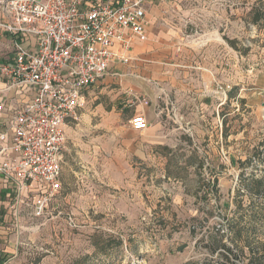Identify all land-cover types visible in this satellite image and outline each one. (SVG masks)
Here are the masks:
<instances>
[{"label": "rangeland", "instance_id": "374dc122", "mask_svg": "<svg viewBox=\"0 0 264 264\" xmlns=\"http://www.w3.org/2000/svg\"><path fill=\"white\" fill-rule=\"evenodd\" d=\"M164 1L162 27L129 53L143 92L86 94L65 127L59 192L40 216L29 195L0 264H191L231 218L264 241L252 181H264V25L251 21L264 0ZM146 108L149 126L133 129Z\"/></svg>", "mask_w": 264, "mask_h": 264}, {"label": "built area", "instance_id": "2783aa9c", "mask_svg": "<svg viewBox=\"0 0 264 264\" xmlns=\"http://www.w3.org/2000/svg\"><path fill=\"white\" fill-rule=\"evenodd\" d=\"M149 1L2 2L0 33L11 37L13 54L0 60V175L15 185L16 203L32 193L35 216L61 188L65 127L87 91L147 40ZM129 123L149 126L143 114Z\"/></svg>", "mask_w": 264, "mask_h": 264}, {"label": "crops", "instance_id": "0c3cea01", "mask_svg": "<svg viewBox=\"0 0 264 264\" xmlns=\"http://www.w3.org/2000/svg\"><path fill=\"white\" fill-rule=\"evenodd\" d=\"M0 0V19H5L6 14L2 9V2ZM164 0H150L148 2V27H147V40L152 32H156L158 28L162 27L160 22L163 20V12L159 9L164 4ZM157 38V37H156ZM145 42V41H144ZM144 42H136L132 45L130 54L132 57L142 55L147 45ZM13 54V43L9 35L0 33V60L6 56L11 57ZM142 57V56H140ZM157 58V57H155ZM157 60V59H156ZM128 63L113 62L110 64V73L106 75L101 81L92 86L87 94H90L94 88H99L98 92H111L108 87L114 84H120L123 89H132L135 94L143 92L142 83L138 79H127V71H129ZM156 67V65H154ZM5 83L0 79V96L4 94ZM114 89V88H113ZM127 105L123 104L122 107ZM143 108V107H141ZM146 119H150L152 115L151 109H143ZM32 193L23 191L25 199L29 198ZM15 185L12 182L4 181L0 175V261L3 256H7L13 247L12 226L13 220H17L18 212L23 208V203L15 202ZM12 221V222H11Z\"/></svg>", "mask_w": 264, "mask_h": 264}, {"label": "trees", "instance_id": "16d2710c", "mask_svg": "<svg viewBox=\"0 0 264 264\" xmlns=\"http://www.w3.org/2000/svg\"><path fill=\"white\" fill-rule=\"evenodd\" d=\"M251 21L264 25V12L253 9ZM262 152L264 154V151ZM252 181L256 187L264 183L263 178H255ZM261 196H264V192ZM245 231L240 222H233L232 218L227 219L215 232L202 236L203 247L208 255L191 264H233L239 260L240 255H244V246L249 247V257L248 262L243 264H264V241H256L251 245L246 239Z\"/></svg>", "mask_w": 264, "mask_h": 264}]
</instances>
